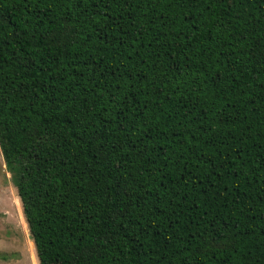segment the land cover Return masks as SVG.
Instances as JSON below:
<instances>
[{
  "label": "trees",
  "instance_id": "1",
  "mask_svg": "<svg viewBox=\"0 0 264 264\" xmlns=\"http://www.w3.org/2000/svg\"><path fill=\"white\" fill-rule=\"evenodd\" d=\"M0 153L37 264H264V0H0Z\"/></svg>",
  "mask_w": 264,
  "mask_h": 264
},
{
  "label": "rangeland",
  "instance_id": "2",
  "mask_svg": "<svg viewBox=\"0 0 264 264\" xmlns=\"http://www.w3.org/2000/svg\"><path fill=\"white\" fill-rule=\"evenodd\" d=\"M0 264H37L19 200L0 153Z\"/></svg>",
  "mask_w": 264,
  "mask_h": 264
}]
</instances>
